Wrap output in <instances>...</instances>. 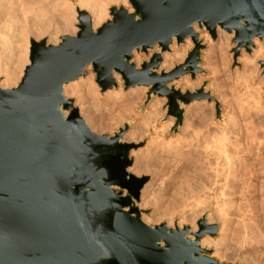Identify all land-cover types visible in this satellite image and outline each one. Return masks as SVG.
Returning <instances> with one entry per match:
<instances>
[{
  "label": "water",
  "instance_id": "1",
  "mask_svg": "<svg viewBox=\"0 0 264 264\" xmlns=\"http://www.w3.org/2000/svg\"><path fill=\"white\" fill-rule=\"evenodd\" d=\"M111 5L96 29L90 15L77 11V32L57 44L30 40L29 63L19 83L0 86V264H225L200 246L216 225L197 221L193 240L188 227L150 225L136 205L147 176L128 171L135 143L121 140L128 123L112 135L98 134L80 116L64 86L91 65L102 91L116 86L148 88L165 98L167 114L181 125L184 106L215 98L202 88L182 92L170 83L202 72L205 29L233 33L234 54L250 52L264 40V0H127ZM189 38L184 60L159 71L162 53ZM136 66L133 51H148ZM264 70V59L259 62ZM217 114L220 106L215 101ZM64 110L68 113L65 114ZM126 191L124 194L123 191Z\"/></svg>",
  "mask_w": 264,
  "mask_h": 264
},
{
  "label": "rangeland",
  "instance_id": "2",
  "mask_svg": "<svg viewBox=\"0 0 264 264\" xmlns=\"http://www.w3.org/2000/svg\"><path fill=\"white\" fill-rule=\"evenodd\" d=\"M63 1H66V3H67L66 10H67V15L69 14L67 19L62 18V17L57 15L56 10L62 9V7L58 8L59 7L58 5L61 3H59L56 7H54L55 9L54 8L49 9L50 12H53L57 15L56 18L51 19V18L43 17V15H42L43 11H42V8L40 7V3L35 2L33 4V7L35 9L34 13L32 16L29 14V18L26 22L29 25L33 26L32 27V33H28L26 28L24 29V27H23L24 23L22 22V19H20V18L9 22V24H7V26L9 28L5 27V29L0 31V35L1 36L3 35L2 37L0 36V83L2 82V80L5 77L6 71L11 70L13 68L14 62L16 61V57H17L18 53L20 52L21 54L24 53L22 55L23 56V60H22V64H21L22 68L20 67L16 82L11 87H14L19 83L20 78L23 75L24 68L29 63V47H30V40L31 39H34V40L44 39L45 41H47L48 38H52V39H57L58 41L57 40L56 41L58 43L61 36L69 35V34L74 35L77 32L78 29L76 27V24L78 21H77L76 10L82 6L81 4H83V2L84 3L86 1L90 2L92 0H63ZM127 4H128V2H127ZM111 5H116V4H108L107 6H105L104 9H105L106 17H105V20L103 22H105L108 18H110L108 8ZM125 7L129 8V5L125 6ZM88 9L86 6L81 8V10H85V11L89 12L88 14L91 16L90 9L89 10ZM64 27H68L69 31H67V32L62 31V28H64ZM193 29L198 33V35L201 32L207 33L208 38H209V42H213L211 44L213 45V47L215 49L214 54H216V55L214 56L213 60H211V62H210L211 64L208 63L209 64L208 65L207 62L205 61L204 56H205V53L208 49L209 42L203 40V42L206 46L201 52L200 67L202 68V72L197 73L194 79H191L189 75H184V76H187L192 81L193 80L196 81V79L201 80L199 88L203 87V90L205 92H209L210 95L215 98V101H217L219 106H220V113L218 115L216 108H215V101L214 100H210V101H208L206 99L194 100V101H199V102L205 101V102H207V104H211V106H212V110H210L211 107H208L207 111H205V114H204L205 116L201 115L203 117H200L199 114H196V117L198 119L196 118L195 119L196 123L195 122L194 123H195V125L198 124V122L201 119V124H205L207 121V123L219 124L223 128H226V126H227L228 128H226V129H228V130L232 129L236 133L238 132V134H237L238 136L234 140L235 142H233V145H234V143H235V145H234V147L232 146V148H231L232 150L230 151L233 154L230 153L229 155L230 156L232 155L231 157H233L236 160L235 165H238L237 169H239V171H240V172L238 171L240 176L237 178L238 180H237L236 186L234 188V192L231 195L230 194L226 195V194H222L221 192H219V193L216 192L215 194L213 193L214 195L212 194L211 197H210V195L208 196L207 199L210 198V200H205L204 199L205 196H202V192L200 194H198L201 191L200 188H202L203 185L207 186V183H208L207 181L209 179H212L217 173H219L218 170L221 167L220 166L221 156H219L220 153L217 149L212 148L214 146L210 145L211 148L210 147H201L200 148L202 151H207L211 154L210 160H207L208 163H205L206 162L205 159H200V157H194L195 155L193 153H195V151H194V149L191 150L192 145H190V142H185L184 144H182L181 146H179L177 148L178 154H176V156L174 157L175 159L174 158H172V159L167 158L169 160L166 159L164 162L162 159L160 161V158L162 157L160 151H158V149H155L152 146H148L150 136L152 135V130L149 128L150 125L146 123V122H149V120L144 118V116H142V115L144 114L145 110L148 108L150 103L163 100L158 105V108H159L161 114L157 117L156 124L158 125V128L164 129V131L167 130V132L165 134V138L168 139L170 137H173V138L180 137L181 138L182 132L184 130V129H182V127H183V121H184L185 107L188 106L191 102L189 104H187L186 106H184L182 123L180 126L177 127L176 131H174L172 128H173V124L175 122V118L172 117L171 115L167 114V108L165 107V105H166V99L165 98L152 96L150 98L149 102L146 105H143V101L145 100V95H146V91L148 90V88L143 87V86H135V87L125 89L120 75L118 76L119 77V81H118L119 83L116 82L115 87L108 89V90H105V91H102L101 88L98 86V84L95 82V74L92 70L91 65H89L88 67L85 68V70H86L85 75L80 76L78 79L71 81V82L67 83L66 85L71 86V87H75V86H78V84L79 85H81L83 83L86 84L87 82L91 81L92 84L94 85L95 89H97V91H96L97 93L94 96H93V93L89 94V92H87V90H85V88H84L85 86H84V87H82L83 91L81 89L80 93L78 91L76 93L69 91L68 94H64V95L66 96V98L72 99L73 106L78 108L79 114L84 120H85V116L83 113H81V108L84 106L85 107L87 106L89 109H90V107L93 108V109L91 108L90 110L95 111V112L93 111V113H96L97 115L96 114H94V115H96V116L99 115L98 116L99 118L97 117V119L102 120L104 123H107V122L110 123L111 122L110 124L112 127L110 128V130L109 129H102L101 130V129H99V126H97L98 129L96 128L93 131L98 133V134L112 135L115 131L118 130V128L123 127L124 123H128V130L125 132V134L129 131V129L131 127L136 126V125L141 126L139 129V132L136 133V135L134 137V140H133L134 142H131V143L137 144V148L133 149L130 153V156L132 157L133 162H132V165L128 168V171L130 173H132L131 168H133L135 163H137V160H135V155L132 154V152L137 150V151H139V154H141V156L139 155V157H138V159H139L138 162L140 163V166H139V163H138V166L139 167L143 166V168L144 167L145 168H144L143 172L141 171L139 173V175L138 174L136 175L134 173H132V174H134L135 176H138V177L147 176L148 180L146 181V183L144 185H147L150 183L153 188L158 187V186L160 187L161 185L166 188V189L165 188L163 189V187L162 188L158 187L157 188L158 190L156 189L157 192H156V190L154 191V193H157V194L156 195H154V193L152 194V196L154 195V197H156V198H157L158 192L162 193L160 195L164 194L162 196L160 203H159V201L157 202L156 198L152 197L153 200H152V198H150L151 200H149V203L144 205V202H143V199H142V196L140 193V198H139L138 202H136V205H137L139 212H140V218L144 222L147 220L146 223L150 224L152 226L157 225V224H161V223H165V225L167 226V220H168L167 218L172 216V214H171L172 212L163 216L160 219H157L158 216L154 215V214L157 211H161V209L167 205V203L172 199L171 198L173 196L172 194L174 192H176L177 188L178 189L181 188V190L179 189V191L181 192L182 195H184V193L186 191L187 196L188 195L190 196L189 199L191 200V202H194L193 208L197 209V208L201 207L204 209L205 214L203 215V218H205L207 214H209V213L217 210L219 207H221L222 201H224V199L229 198V200H231V202H230L231 209L230 210H231V212L235 213V217L232 218V221H231L230 226H229L228 236H227L226 240L224 241V246H226L223 249L224 256L222 258L217 256L214 253V250L212 248H205V247H202V248L208 249L210 251V255L212 257L216 258L221 263H225V264H264V228H263L264 227V122H263V125L262 124L259 125V124H255V123H254L255 124L254 125L252 122V116H254V115L255 116L258 115L261 118L264 117V70L259 64V62L261 60H263L264 57H262L260 59H253V52L256 49L255 43H254V46L251 48L250 52H247L244 48H242L240 50L239 54L237 56H235L233 50L236 47V43L233 42V40H232L233 39V33H227L224 30L221 31L220 28H217L216 38L212 39L210 37V35L208 34V32L205 29L199 28L197 26V24H195L193 26ZM25 30L27 31V33ZM72 30L74 31L73 34H71ZM219 32H222V33L225 32L224 34L231 35V36H229L230 38L228 39V41H226L227 39H225V41H224V39H221L220 34L218 35ZM219 37H220V39H219ZM187 40L189 43L191 42V40L189 38H187L184 43H181L179 45H177L176 41L173 40V43L170 45V51L162 53V57H163V54L181 53L182 50H184L183 51L184 52L183 60H184V58L186 57L187 51L192 49V47H193L192 42L190 43L191 44L190 47L186 46ZM256 40H257V42L260 41L258 39H256ZM14 43H15V45H18V46L15 47V49H16L15 54L11 55V54H9L8 49L12 44L14 45ZM259 43L264 44V40L260 41ZM220 45H222V46H220ZM219 46L222 47V49ZM218 47L220 50L218 49ZM217 50H218V53H216ZM157 51H159L157 46L150 49L148 51V54H145L143 52L137 53L136 51H133V58L131 61L133 63H135L134 58L136 56H140L141 59L138 62V65L135 63L136 66H139L143 60H148L150 58V56L152 55V53L157 52ZM247 57L249 58V60ZM245 58H247V60H245ZM244 60L246 62L250 61V60L251 61L246 63ZM65 86H64V88H65ZM11 87H6V88H11ZM199 88H195V89H199ZM119 89H121V93L123 92L121 94L123 96H126L127 94L128 95L134 94L136 91L140 93L139 94L140 98L136 101V103H134L135 105L132 104L133 106H131L130 109L128 111H126L125 117H120L119 112H120V108H121V106H120L121 100L120 99L118 100L115 96V94L118 93ZM195 89H192V90L188 89V90L194 91ZM116 90H117V92H116ZM185 91L186 90H184L182 92H185ZM64 93H65V91H64ZM113 95H114V98H113ZM82 97H83V99L81 100ZM112 98H113V100H112ZM108 99H110V100H108ZM96 101H97V103H96ZM132 110L135 112H133ZM64 113L67 114L68 111L64 110ZM128 113H130V117L127 116ZM113 114L115 115V117L118 115L116 117L117 119L112 116ZM100 116L103 119H101ZM113 118H115V119H113ZM171 118L173 119L172 124L169 122ZM197 120H199V121H197ZM254 121L256 122V120H254ZM168 123H170L169 124L170 127L167 125ZM145 124H146V126H144ZM167 126L169 128L166 129L165 127H167ZM123 136H122V138H123ZM146 148H149L148 151L145 150ZM181 152L184 154H181ZM183 156H184V158H183ZM194 158H195V160H194ZM202 160H203V163H202V165H200ZM140 161H142V162H140ZM160 162H162L163 164ZM193 162L194 163L197 162L198 166H201V167H199L200 169ZM205 165L207 168L205 167ZM191 167L194 168L193 169L194 171H192ZM195 168H196V170L198 169L201 171L197 170L198 172H196ZM201 168L202 169L204 168V170H202ZM194 172H196V173L194 174ZM193 174H194V176H193ZM205 175L210 176V178L208 179ZM197 177H199V178H197ZM206 178H207V180H206ZM185 179H186V181H185ZM160 182H161V184H160ZM185 182H187V183H185ZM188 182H189V187H188ZM190 183H193L194 185H196L195 183H198L200 186H197L198 184L196 186L200 187V188H197L195 186L197 188V190H196L194 188V186H192ZM186 184H187V186H186ZM190 186H191L192 190H191ZM188 188H190V189H188ZM172 189L173 190L176 189V190L173 191ZM159 190H161V191H159ZM162 190H164L165 192L164 191L162 192ZM188 190H190V191L187 193ZM194 190H195V192H194ZM202 190H203V188H202ZM123 192H124V194L126 193L125 190ZM195 194H197L199 196L201 195L202 197L201 196L199 197ZM219 205H221V206H219ZM222 207H224V206H222ZM243 215L245 218H247V219H245V222H244L245 224H247V227H245L244 231H243L244 225H242L243 222L240 223L241 222L240 217ZM203 218L201 217V218H198L197 220L194 221V224L196 225V231L198 228L197 221L200 219H203ZM246 221H247V223H246ZM190 224L191 223H187L183 226V227H185V226L188 227V232L190 231V228H191ZM213 225H216V227H217L215 235L210 236L208 234H205L203 237L209 236L211 238H217V236H219L218 233H219L220 224L218 222H216V223H213ZM176 226H177V223L174 222V223L170 224L168 227L176 228ZM252 226L254 227V229ZM260 226L263 229H261ZM240 228H242V229H240ZM257 228H258V230L261 229V231H260L261 233L259 231H257ZM241 230H242L243 234L238 233V232L242 233ZM262 230H263V232H262ZM195 232H194V234H195ZM238 234H239V236H238ZM245 234H246V238L244 239V237L242 235L245 236ZM241 236H242V238H241ZM226 248H228V249L225 250Z\"/></svg>",
  "mask_w": 264,
  "mask_h": 264
},
{
  "label": "bare ground",
  "instance_id": "3",
  "mask_svg": "<svg viewBox=\"0 0 264 264\" xmlns=\"http://www.w3.org/2000/svg\"><path fill=\"white\" fill-rule=\"evenodd\" d=\"M35 2H39L40 3V7L42 8V15L43 17L45 18H51V19H54L58 16L62 17V18H65L67 19L68 18V15H67V10H66V6H67V3L66 1H63V0H0V31L5 29V27H8L7 24H9V22L13 21V20H16L18 18L22 19V22L24 23L23 24V27L24 29L26 28V30L28 31V33H32V27L31 25H29L27 22L28 18H29V14L32 16L33 13H34V7H33V4ZM61 3V4H59ZM59 4V5H58ZM108 4H116V5H123V6H128L127 4V0H92V1H86L85 3L83 2V4H81L82 6L80 8H78L76 10V12L78 10H81L82 7L86 6L87 9L89 8L90 9V13H91V16H90V22H91V25H92V28L95 29L97 28L104 20H105V17H106V13H105V6H107ZM36 5V4H35ZM59 6L58 8H61L62 9H57L56 12H57V15L53 12H50L49 9L50 8H54L56 6ZM55 9V8H54ZM69 9V8H68ZM88 9V10H89ZM89 13V12H88ZM35 15V14H34ZM36 16V15H35ZM37 17V16H36ZM71 17V16H70ZM44 18V19H45ZM40 19V18H39ZM39 21V20H38ZM19 22V21H18ZM13 23V22H12ZM16 23V22H15ZM11 24V23H10ZM18 24V23H17ZM38 24V23H37ZM67 26V25H66ZM9 28V27H8ZM11 28V27H10ZM15 28V27H14ZM25 30V31H26ZM60 30V29H59ZM220 30V29H219ZM11 31V30H10ZM26 31V33H27ZM62 31H69L68 27H64L62 28ZM222 31V30H221ZM74 31L72 30V33L73 34ZM225 33V32H224ZM222 32H219L218 35L220 34L221 36V39H227L226 41H228V39L230 38L229 36L231 35H227V34H224ZM3 34V33H2ZM56 34V33H55ZM63 34V33H62ZM28 35V34H27ZM52 35V34H51ZM50 35V36H51ZM70 35V34H69ZM1 36V35H0ZM3 36V35H2ZM1 36V37H2ZM7 36V35H6ZM10 36V35H9ZM24 36V35H23ZM199 39H202L204 41H208L209 42V38H208V35L207 33L205 32H201L199 34ZM220 39V37H219ZM44 40V39H42ZM57 39H52V38H48V40L46 41L47 44H56ZM222 42V41H221ZM255 43V46H256V49L254 50L253 52V59H260L262 57H264V44L262 43H259L257 42L256 39H254L253 41ZM26 43V42H25ZM191 43V42H190ZM187 40L186 42V46L187 47H190V44ZM213 42H209V46H208V49L205 53V61L208 63L211 62V60H213L214 56L216 54H214L215 52V49L213 47V45L211 44ZM27 44V43H26ZM221 44V43H220ZM223 44V43H222ZM11 45V44H10ZM18 46V45H14L12 44L10 47H9V54L11 55H14L15 52H16V49L15 47ZM222 46V45H220ZM219 46V47H220ZM217 47V46H216ZM218 47V49H219ZM26 48V47H25ZM28 48V47H27ZM222 49V47H220ZM26 50V49H25ZM220 50V49H219ZM184 50H182L181 53H173V54H163V59H162V63L160 64V67H159V71H169L170 69L173 68V66L175 64H179L180 62H182L183 60V57H184ZM20 53V52H19ZM17 55L16 57V61L14 62V65H13V68L11 70H8L6 71L5 73V77L4 79L2 80V82L0 83V86L5 88V87H11L15 84L16 82V79L18 77V74H19V70H20V67H21V64H22V60H23V54H19ZM26 53V52H25ZM218 53V50L217 52ZM245 56V55H244ZM248 58V57H247ZM247 58H245V60H247ZM141 57L140 56H136L134 58V62L138 65V62L140 61ZM244 60V61H245ZM249 60V58H248ZM251 61V60H250ZM250 61H245L246 63L250 62ZM214 63V62H213ZM211 64V63H210ZM6 65V64H5ZM209 65V64H208ZM207 66V65H206ZM213 67V66H212ZM8 68V67H7ZM22 68V67H21ZM5 71V70H4ZM119 75L113 73V77L114 79L116 80V82L119 81ZM90 81V80H89ZM200 81L201 80H197L196 81H192L190 80L187 76H182L180 77L179 79L177 80H174L170 83V85H173L175 89H180L181 91H184V90H188V89H195V88H199L200 87ZM91 82V81H90ZM87 82L86 84L83 83L81 85L78 84V86H75V87H71V86H65V93L64 94H68L69 91H72L73 93H76L77 91L80 93L82 87L85 88V90H87V92L90 93H93V96L97 93V89H95L94 85L92 84V82ZM119 83V82H118ZM214 84V83H213ZM212 84V85H213ZM211 85V86H212ZM83 91V89H82ZM71 92V93H72ZM115 92V91H114ZM117 92V90H116ZM137 92V91H136ZM134 93V94H127L126 96H123L121 95V89L118 90V93H114L116 98L119 100H121V108H120V117H125L126 116V111H128L130 109L131 106H133L132 104L136 103V101L140 98V93L137 92V93ZM85 93V92H84ZM112 93V92H111ZM130 93V92H129ZM224 93V92H223ZM110 94V93H109ZM113 94V93H112ZM111 94V95H112ZM86 95V94H85ZM92 95V94H91ZM108 96V95H107ZM112 97V96H111ZM224 97V96H223ZM113 98H114V95H113ZM112 98V100H113ZM83 99V97L81 98V100ZM107 99V98H106ZM111 99V98H110ZM108 99V100H110ZM80 100V101H81ZM117 100V101H118ZM218 100V99H217ZM104 101V100H103ZM163 101V100H162ZM162 101H155V102H152L150 103V105L148 106V108L145 110L144 114L142 116H144V118H146L147 120H149V122H146L147 124L150 125V129L152 130V135L150 136V139H149V142H148V146H152L154 147L155 149H158V151H160L161 153V158H160V161L161 159L163 160V162L169 158V159H172L176 156V154H178V150L177 148L179 146H181L182 144H184L185 142H190V145H192V149H194L195 153H193L194 157H200V159H205V163H208L207 160H210L211 158V154L207 151H202L200 148L201 147H210V145L214 146L212 148H215L219 151L220 155L221 156V164H220V169L218 170L219 173H217L212 179H209L210 176L208 175H205L209 180L207 181V186L203 185V190L202 188L200 187H197V186H200L198 183H195L196 185H194L193 183H190L192 186H194V188L197 190V188H200L201 191L198 193L200 194L202 192V196H205V200H210L207 199L208 196L210 195V197L212 196V194L216 193V192H221L222 194H226V195H231L233 192H234V188L236 186V183H237V178L240 176L239 175V169H237V166L238 165H235V159L233 157H231L229 154L231 153L230 151L232 150V146L234 147L233 145V142H235L234 140L236 139V137L238 136V132L236 133L234 130H228L226 128H228L226 126V128H223L221 127L219 124H213V123H206L205 124H201V119L200 121L198 122V124L195 125V119L197 118L196 117V114H199L200 117H203L201 115H204L205 114V111H207L208 107H211L210 110H212V106L211 104H207V102L203 101V102H199V101H192L188 106L185 107V114H184V121H183V127L182 129L183 132H182V136L181 138L180 137H170L168 139L165 138V134L167 132V130L164 131V129H160L158 128V125L156 124V119L157 117L161 114L160 113V110L158 108V105L162 102ZM79 102V101H78ZM101 102V101H100ZM97 103V101H96ZM211 103V102H210ZM84 105V104H83ZM97 105V104H96ZM100 105V104H99ZM135 105V104H134ZM98 107V106H97ZM92 107H90L91 109ZM87 106L85 107H82L81 108V113L84 114L85 116V122L87 123V125L90 127L91 130H94L97 128V126H99V129H109L112 127L111 126V122L110 123H104L102 120L100 119H97V117L99 116H96L97 114L96 113H93L92 110H90ZM93 109V108H92ZM133 111V110H132ZM95 112V111H94ZM135 112V111H133ZM210 113V112H209ZM96 114V115H94ZM112 114V113H111ZM110 114V115H111ZM135 114V113H134ZM212 114V113H211ZM258 114V113H257ZM256 114V115H257ZM262 114V113H261ZM117 115V114H116ZM210 115V114H209ZM83 116V117H84ZM113 117H115V115L113 114L112 115ZM118 116V115H117ZM116 116V117H117ZM127 116L130 117V113L127 114ZM198 116V115H197ZM205 116V115H204ZM115 117V118H116ZM210 117V116H209ZM99 118V117H98ZM101 118V116H100ZM113 118V119H115ZM127 118V117H126ZM251 118V117H250ZM103 119V118H101ZM117 119V118H116ZM198 119V118H197ZM99 120V121H98ZM110 120V119H109ZM256 120V122L254 121ZM144 121V120H143ZM171 124L173 123V119L171 118L170 121H169ZM195 122V123H194ZM252 122L253 124H259V125H263V122H264V117H259L258 115L257 116H252ZM170 123H168L167 125L170 127ZM229 124V123H228ZM227 124V125H228ZM254 124V125H255ZM117 125V124H116ZM253 125V126H254ZM114 126V125H113ZM146 126V124L144 125ZM165 127L166 129L169 128V127ZM225 126V125H224ZM257 126V125H256ZM140 125H136V126H133L129 129V131L123 136V138L121 139L123 142H126V143H131V142H134V137L136 135V133L139 132V129H140ZM233 127V126H232ZM144 128V127H143ZM235 128V127H234ZM98 129V128H97ZM173 129V128H172ZM237 131V130H236ZM210 142V143H209ZM211 148V147H210ZM237 148V147H236ZM149 148H146L145 150L148 151ZM184 150V149H183ZM184 152V151H183ZM186 152V151H185ZM192 152V151H191ZM133 155H135V160H137V163H135L134 167L131 168V171L132 173L134 174H138L142 171H144V168L143 166L142 167H139L140 166V163L138 162V157L139 155L141 156V154H139V151H134L132 152ZM158 154V153H157ZM181 154H184L181 152ZM233 154V153H231ZM146 155V154H145ZM156 155V154H155ZM192 155V154H191ZM190 155V156H191ZM143 156V155H142ZM188 156V155H187ZM186 156V157H187ZM159 157V156H158ZM192 157V156H191ZM180 158V157H179ZM184 158V156H183ZM188 158V157H187ZM193 158V157H192ZM191 158V159H192ZM167 159V160H169ZM175 159V158H174ZM199 159V158H198ZM193 160V159H192ZM195 160V158H194ZM197 161V160H196ZM135 162V161H134ZM142 162V161H140ZM168 162V161H167ZM198 162V161H197ZM194 163L197 165V167H201V166H198V164ZM138 163H139V166H138ZM162 163V162H160ZM199 163V162H198ZM203 163V160L201 162L200 165H202ZM163 164V163H162ZM238 164V163H237ZM144 165V164H143ZM147 165V164H146ZM190 166V165H189ZM148 167V166H147ZM193 167V166H192ZM191 167V168H192ZM206 167V165H205ZM162 168V167H161ZM207 168V167H206ZM240 168V167H239ZM194 168H192V171ZM200 169V168H199ZM202 169V168H201ZM198 170V169H197ZM196 168H195V171L198 172V171H201V170H198L197 171ZM204 170V168L202 169ZM157 171V170H156ZM206 171V170H205ZM239 171V172H238ZM191 172V171H190ZM194 172V174L196 173ZM157 173V172H156ZM159 173V172H158ZM193 173V172H192ZM204 173V172H203ZM211 173V172H210ZM193 174V176H194ZM199 174V173H198ZM202 174V173H201ZM242 174V173H241ZM200 175V174H199ZM204 175V174H203ZM201 176V175H200ZM199 176V177H200ZM197 177V178H199ZM204 177V176H203ZM206 178V180H207ZM194 179V178H193ZM181 180V179H180ZM203 180V179H202ZM183 181V180H182ZM186 181V179H185ZM188 181V180H187ZM196 182V181H195ZM201 182V181H200ZM199 182V183H200ZM182 183V182H181ZM187 183V182H185ZM203 183V182H202ZM205 183V182H204ZM161 184V182H160ZM178 184V183H177ZM201 184V183H200ZM158 186V185H157ZM165 186V185H164ZM181 186V185H180ZM187 186V184H186ZM197 188H196V187ZM159 187V186H158ZM158 187H155L153 188L152 185L149 183L147 185H144V187L141 189L140 193H141V196H142V199H143V202H144V205L145 204H148L149 203V200H151L150 198L154 197V195H156L157 193H154V191L158 188ZM161 188L163 187L162 185L160 186ZM159 187V188H160ZM188 187H189V182H188ZM165 187H163L164 189ZM175 188V187H174ZM187 188V187H186ZM191 188V186H190ZM188 188V189H190ZM166 189V188H165ZM168 189V188H167ZM181 190V188H179ZM179 189L177 188L174 189L176 190V192H174L172 195V199L167 203V205L161 209V211H157L155 212L154 215H157V219H160L162 218L163 216L169 214L170 212H172V216L167 218V226H169L170 224L176 222L177 223V226L176 228H182L185 224L187 223H191V228H190V231L187 233L186 235V238L190 239V240H193L194 237H195V234L194 232L196 231V225L194 224V221L197 220L198 218H203V215L205 214V211L203 208H193V203L194 202H191V200L189 199L190 196L186 194V191L184 193V195L181 194V192L179 191ZM184 189V188H183ZM199 189V190H200ZM158 190V189H157ZM156 190V192H157ZM173 190V189H172ZM173 190V191H174ZM192 190V188H191ZM161 191V190H159ZM164 190H162L163 192ZM183 191V192H184ZM190 190L187 191V193L189 192ZM165 192V191H164ZM195 192V190H194ZM198 192V191H197ZM154 193V195L152 196V194ZM193 193V192H192ZM162 193L158 192V195H157V202L161 201L162 199V196L164 195H160ZM186 194V195H185ZM213 194V195H214ZM197 195V194H195ZM199 196V195H197ZM201 196V195H200ZM199 196V197H200ZM201 196V197H202ZM193 198V197H192ZM198 198V197H197ZM153 200V198H152ZM155 200V199H154ZM193 200V199H192ZM152 202V201H151ZM231 200H229V198L227 199H224V201H222V207H219L217 210L209 213L206 215L205 218H203L207 224H210V225H213V223H216L218 222L220 224V227H219V236H217V238H211L209 236H205L203 238L200 239V246L201 247H205V248H212L214 250V253L219 256V257H223L224 256V251L223 249L226 247L224 246V241L226 240L227 236H228V232H229V226H230V223L232 221V218L235 217V213L231 212V204H230ZM151 204V203H150ZM242 218V219H241ZM245 218L244 215L240 217V220L242 223V225H244L242 228H243V231L245 230V227H247V224H245ZM147 221V220H146ZM145 221V222H146ZM156 221V220H155ZM247 223V221H246ZM249 225V224H248ZM241 227V226H240ZM251 227V226H250ZM253 227V226H252ZM240 228V229H242ZM261 228V226H260ZM259 228V229H260ZM264 228V227H263ZM261 228V229H263ZM251 229V228H250ZM254 229V227H253ZM258 230L257 228V231H261ZM242 232V230H241ZM263 232V230H262ZM196 233V232H195ZM239 234H243L238 232ZM261 233V232H260ZM194 234V235H193ZM238 234V236H239ZM256 234V233H255ZM237 236V237H238ZM244 237V239L246 238V234L245 236L242 235ZM241 236V238H242ZM256 237V236H255ZM240 238V239H241ZM238 243V242H237ZM228 247V246H227ZM228 248H226L225 250H227ZM248 253V252H247ZM239 255V254H238ZM237 255V256H238ZM246 256V255H245ZM226 257V256H225ZM241 257V256H240Z\"/></svg>",
  "mask_w": 264,
  "mask_h": 264
}]
</instances>
